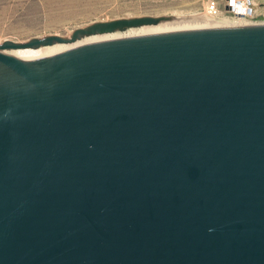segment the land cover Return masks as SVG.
<instances>
[{
    "label": "water",
    "instance_id": "95a60500",
    "mask_svg": "<svg viewBox=\"0 0 264 264\" xmlns=\"http://www.w3.org/2000/svg\"><path fill=\"white\" fill-rule=\"evenodd\" d=\"M0 264H264V25L0 52Z\"/></svg>",
    "mask_w": 264,
    "mask_h": 264
},
{
    "label": "rangeland",
    "instance_id": "374dc122",
    "mask_svg": "<svg viewBox=\"0 0 264 264\" xmlns=\"http://www.w3.org/2000/svg\"><path fill=\"white\" fill-rule=\"evenodd\" d=\"M206 1L0 0V43L5 40L25 42L32 37L51 34L68 37L76 28L116 18L180 16L212 19L203 13ZM253 9L251 21L255 25H264V0H253Z\"/></svg>",
    "mask_w": 264,
    "mask_h": 264
},
{
    "label": "bare ground",
    "instance_id": "6f19581e",
    "mask_svg": "<svg viewBox=\"0 0 264 264\" xmlns=\"http://www.w3.org/2000/svg\"><path fill=\"white\" fill-rule=\"evenodd\" d=\"M211 18V17H210ZM245 26L240 21H233L227 18L221 17L217 19H206L205 18H181L178 17L172 22L160 21L154 26L142 27V28H126V31H115L103 38L75 42V43H54L52 45L45 46L33 52L23 51H7L0 50L1 53L9 55L15 59L20 58H42L50 55H55L67 51L69 49L102 41H109L115 39L132 38L147 35H156L163 33H172L187 30H201V29H217V28H234ZM1 44V43H0Z\"/></svg>",
    "mask_w": 264,
    "mask_h": 264
},
{
    "label": "built area",
    "instance_id": "2783aa9c",
    "mask_svg": "<svg viewBox=\"0 0 264 264\" xmlns=\"http://www.w3.org/2000/svg\"><path fill=\"white\" fill-rule=\"evenodd\" d=\"M203 13L213 19L221 18V14L229 20L240 21L245 25L256 24L253 23L252 17L254 13L253 0H207Z\"/></svg>",
    "mask_w": 264,
    "mask_h": 264
}]
</instances>
